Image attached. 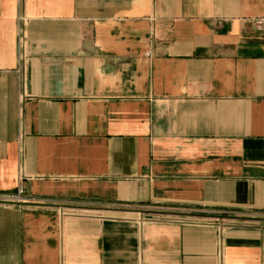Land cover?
Segmentation results:
<instances>
[{"label":"crops","instance_id":"0c3cea01","mask_svg":"<svg viewBox=\"0 0 264 264\" xmlns=\"http://www.w3.org/2000/svg\"><path fill=\"white\" fill-rule=\"evenodd\" d=\"M259 21L264 0H0V195L28 198L0 202V264H264Z\"/></svg>","mask_w":264,"mask_h":264},{"label":"built area","instance_id":"2783aa9c","mask_svg":"<svg viewBox=\"0 0 264 264\" xmlns=\"http://www.w3.org/2000/svg\"><path fill=\"white\" fill-rule=\"evenodd\" d=\"M261 22H264V21H259V23ZM22 38H20V41L22 40ZM24 194H25L24 188L19 187L17 192L14 194H11L8 196L0 195V202L1 203H22L28 200V198H25Z\"/></svg>","mask_w":264,"mask_h":264}]
</instances>
